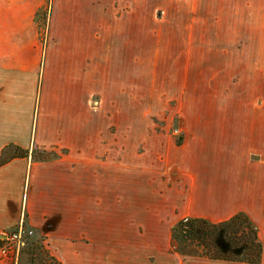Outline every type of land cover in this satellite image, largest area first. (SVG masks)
<instances>
[{
  "label": "crops",
  "instance_id": "obj_1",
  "mask_svg": "<svg viewBox=\"0 0 264 264\" xmlns=\"http://www.w3.org/2000/svg\"><path fill=\"white\" fill-rule=\"evenodd\" d=\"M10 144L58 156L0 165V229L24 216L58 264H249L170 244L239 211L264 264V0H0Z\"/></svg>",
  "mask_w": 264,
  "mask_h": 264
},
{
  "label": "trees",
  "instance_id": "obj_2",
  "mask_svg": "<svg viewBox=\"0 0 264 264\" xmlns=\"http://www.w3.org/2000/svg\"><path fill=\"white\" fill-rule=\"evenodd\" d=\"M21 156L44 161L58 155L36 145L29 150L10 144L1 153L0 165ZM35 238L32 235L26 239L22 249L25 261L22 264H58L45 248L43 239ZM170 244L172 250L181 255L249 264L261 261L263 249L257 225L243 211L219 221L202 217L182 218L171 228Z\"/></svg>",
  "mask_w": 264,
  "mask_h": 264
},
{
  "label": "built area",
  "instance_id": "obj_3",
  "mask_svg": "<svg viewBox=\"0 0 264 264\" xmlns=\"http://www.w3.org/2000/svg\"><path fill=\"white\" fill-rule=\"evenodd\" d=\"M180 136L179 128H175L171 132ZM179 134V135H177ZM33 235V229L27 227L25 224V218L22 216L19 220V224L14 229H0V250L8 255L12 264H17L19 255L26 244V239Z\"/></svg>",
  "mask_w": 264,
  "mask_h": 264
},
{
  "label": "rangeland",
  "instance_id": "obj_4",
  "mask_svg": "<svg viewBox=\"0 0 264 264\" xmlns=\"http://www.w3.org/2000/svg\"><path fill=\"white\" fill-rule=\"evenodd\" d=\"M176 121L177 120H176L175 112L174 111H168L167 113H164L161 116V118H160V120L158 122V125L155 126V128L161 133H164L166 135L175 136L176 134H171V132H172L173 129L178 128V126L176 124ZM179 134H177V135H179ZM175 137H178V136H175ZM33 233H34V231H33ZM39 238H41V237H39ZM183 256L187 257L189 255H183ZM6 257L8 258L7 254H6ZM21 259H22V261H25V257H24L23 253L21 254Z\"/></svg>",
  "mask_w": 264,
  "mask_h": 264
}]
</instances>
